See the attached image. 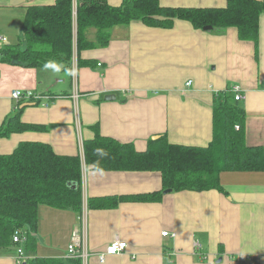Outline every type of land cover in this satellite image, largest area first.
<instances>
[{"label": "crops", "instance_id": "crops-1", "mask_svg": "<svg viewBox=\"0 0 264 264\" xmlns=\"http://www.w3.org/2000/svg\"><path fill=\"white\" fill-rule=\"evenodd\" d=\"M54 2L11 5L0 0V45L19 41L28 6ZM121 2L107 0L111 6ZM159 3L172 8L225 6V0ZM76 5L73 0V14ZM84 37L89 47L80 57L92 65L78 66L74 46L71 73L60 67L0 63V125L14 112L11 92L22 90L42 98L39 104L23 103L21 121L49 128L0 138V154H10L20 142H42L57 154L82 156L83 142L96 133L132 143L137 150L159 135L170 143L205 146L212 136L213 94L233 85L243 94L245 143L264 150V12L257 55L255 44L240 40L234 27L195 29L178 19L165 28L133 20L110 27L103 39L96 27H88ZM106 95L115 99L105 100ZM219 179L225 193L170 191L156 202L122 201L90 209L88 198L159 191L162 181L157 171L86 167L80 213L40 205L35 251L24 253L25 259H69L67 245L78 241L79 250L87 253L85 264H264V171H223ZM114 240L125 241V250L100 263L98 255ZM18 247L0 250V264H17Z\"/></svg>", "mask_w": 264, "mask_h": 264}, {"label": "trees", "instance_id": "trees-1", "mask_svg": "<svg viewBox=\"0 0 264 264\" xmlns=\"http://www.w3.org/2000/svg\"><path fill=\"white\" fill-rule=\"evenodd\" d=\"M262 12L264 0H225V6L212 8L163 7L159 0H122L118 6L109 5L107 0H77L74 21L73 0H55L51 5L26 8L20 39L16 44L0 45V63L60 67L71 73L74 46L78 66L92 65L80 57L81 51L89 47L84 37L86 28L96 27L103 39L110 27L128 25L133 20L160 28L171 26L174 19L187 21L195 29L234 27L240 40L253 42L256 48ZM255 51L257 55V48ZM30 100L39 104L40 99ZM24 102L15 101L14 112L0 125V138L49 129L21 121ZM244 120L245 110L234 100L229 87L213 94L212 136L205 146L170 143L165 135H159L149 139L143 150H137L132 143H119L96 133L83 142L86 167L100 171H157L162 188L136 195L88 198V208H112L122 201L156 202L165 189L225 193L219 179L221 172L264 171V150L245 143ZM81 181V156L57 154L47 143L20 142L10 154H0V250L19 246V242H13L18 232L25 238L23 253L35 251L40 205L80 213ZM67 263L81 264L76 258L37 256L27 257L22 264Z\"/></svg>", "mask_w": 264, "mask_h": 264}, {"label": "built area", "instance_id": "built-area-1", "mask_svg": "<svg viewBox=\"0 0 264 264\" xmlns=\"http://www.w3.org/2000/svg\"><path fill=\"white\" fill-rule=\"evenodd\" d=\"M75 61V65H76V60ZM74 67V66H73ZM186 86H190L191 85V81H187ZM231 91L233 93V97L235 101H241L243 99V94L240 90V87L238 85H233L231 86ZM76 98H77V94ZM11 98L14 99L15 101H19L21 99H24L25 101L30 100L31 98H38L41 99L42 97L40 95H37L34 92L31 91H21V90H13L11 92ZM46 106L48 105L45 104ZM236 128H238V126H236ZM81 151L82 147H81ZM83 156H81L82 158ZM82 161V170L86 169V165L84 163L83 158L81 159ZM164 236H167L168 233L167 232H163L162 233ZM25 238L21 237L20 234L18 232L15 233V235L13 236V242H19V247L17 248L16 252H17V257H16V263L17 264H21L23 261H25V256L23 253V248H22V243L24 242ZM127 244L125 241H120V240H114L110 243V245L107 246L106 250L103 253H100L98 255V260L100 263L104 262L107 256L110 255H116L118 253H121L125 250ZM80 247V242L75 241L72 243H69L67 245V252H66V258L72 259V258H76V259H80L81 264H85L84 262L86 261L87 258V253L85 251H80L79 250Z\"/></svg>", "mask_w": 264, "mask_h": 264}, {"label": "water", "instance_id": "water-1", "mask_svg": "<svg viewBox=\"0 0 264 264\" xmlns=\"http://www.w3.org/2000/svg\"><path fill=\"white\" fill-rule=\"evenodd\" d=\"M23 1H24V0H10V4H11V5H17V4H20V3L23 2ZM211 28H212L211 26H206V27H204L203 29H204V30H209V29H211ZM104 99H105V100H113V99H115V96H114V95H106V96L104 97ZM24 105H27V104H24ZM24 105H21V107H23ZM88 169H93V167L89 166ZM170 191H172V190H171V189H165L163 192H164V193H167V192H170ZM218 262H220V259H219Z\"/></svg>", "mask_w": 264, "mask_h": 264}, {"label": "rangeland", "instance_id": "rangeland-1", "mask_svg": "<svg viewBox=\"0 0 264 264\" xmlns=\"http://www.w3.org/2000/svg\"><path fill=\"white\" fill-rule=\"evenodd\" d=\"M73 16H74V21H75V16H76V13L75 14H73ZM70 79H69V77H68V81H69ZM74 84H75V82H74ZM76 85V84H75ZM22 91V90H21ZM83 150V149H82ZM83 156V155H82Z\"/></svg>", "mask_w": 264, "mask_h": 264}]
</instances>
